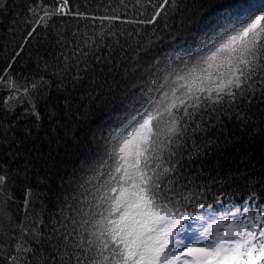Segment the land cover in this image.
Here are the masks:
<instances>
[{
    "label": "snow or ice",
    "instance_id": "6c2138e0",
    "mask_svg": "<svg viewBox=\"0 0 264 264\" xmlns=\"http://www.w3.org/2000/svg\"><path fill=\"white\" fill-rule=\"evenodd\" d=\"M79 8L75 0H31L26 7L31 20L24 21L31 27L25 42L42 28L55 34L56 44L68 42V21H76L71 32L75 51L82 55L75 76L68 67L49 63L42 67L52 68L54 80L16 73V56L0 69V91L7 92L0 108L12 114L22 109L11 125L0 127L16 128L31 120L23 128L26 138L47 119L54 130L49 135L59 144L72 130L70 123L87 124V151L76 169L79 178H72V194L54 193L58 210L47 222L40 213L29 226L23 221L13 225L9 239L15 244H0V255L8 264H264V197L251 191L257 184L264 188V183L249 178V195L237 202L221 190L234 178L231 173L213 179L216 192L195 175L186 182L181 175L186 161L213 147L211 139L197 144L195 132H206L218 109L221 115L229 109L231 118L238 100L251 104L257 90L264 96V0H193L191 5L186 0H120L104 8L110 12L106 15H97L99 4L91 11ZM81 21L93 25L90 36L87 31L81 36ZM125 24L134 31H126ZM146 26L153 28L147 37ZM89 53L95 63H89ZM36 59L39 64V55ZM122 64L128 65L123 77L129 81L123 89L115 79ZM53 82L67 95L62 103L53 99L42 110L40 100ZM98 106L104 110L101 117L89 123ZM237 116L245 122L252 119L239 110ZM61 129L63 136L55 131ZM35 154L44 156L39 149ZM32 167L27 159L22 171L0 165V221H11L9 182L13 176L26 178ZM43 167L39 179L46 184L56 173L47 160ZM209 194L213 203H207ZM39 195L25 186V216L36 212ZM214 204L220 205L219 211ZM194 230L190 241L181 235Z\"/></svg>",
    "mask_w": 264,
    "mask_h": 264
},
{
    "label": "trees",
    "instance_id": "16d2710c",
    "mask_svg": "<svg viewBox=\"0 0 264 264\" xmlns=\"http://www.w3.org/2000/svg\"><path fill=\"white\" fill-rule=\"evenodd\" d=\"M30 2L31 0H0V69L6 67L8 63H12L11 57L16 56L17 59L13 63V71L16 73L22 72L25 76L33 74L37 76L44 75L46 79L54 80L55 78L51 76L52 68L49 67L45 70L42 67L43 64L49 63L59 67H68L72 70V75L75 76L76 61L82 55L81 52L75 51L76 41L73 40L71 32V28L76 25V21L71 19L68 21V28L66 29L68 42H61L63 46L55 43L56 37L52 31L46 33L42 28L34 33L28 42H25L24 37L27 35V31L31 30L30 25L26 26L24 23V21L31 20V16L26 15V7ZM152 2L155 3V0H152ZM186 2L191 5L193 0H186ZM75 3L80 6V11H91L99 4L100 10L97 15H106L110 14V12L105 13L104 8L116 6L120 3V0H75ZM124 3L131 4L134 3V0H124ZM129 11L131 12V8H129ZM145 18L144 16L140 17V19ZM178 20L179 17L177 16L176 21ZM57 24L60 28H64L60 21H57ZM117 27L119 28L120 25L117 24ZM159 27H163V20H161ZM123 28L128 32L134 31L133 25L125 24ZM95 30L99 31V22L95 25ZM80 31L81 36L85 31L90 36L93 31V25L90 21H81ZM152 31V26H146L145 37ZM117 39L120 40L121 44L125 42L122 37H117ZM21 44L24 45L23 49L19 47ZM84 51H87V49H84ZM37 55L41 58L39 64L36 59ZM95 55H100V53L97 52ZM115 56L120 59L118 47L115 50ZM65 57L68 59L66 60ZM87 59L90 64L95 63L92 53L88 54ZM80 67H83V63H81ZM125 67H128V65L122 64L119 69L120 75L115 77L118 81V87L121 89L129 86V81L123 77ZM97 76L101 80L104 79V76L99 71H97ZM259 79L257 77V81ZM57 84L58 82H53L51 87L46 89L47 96L42 97L40 100V108L42 110L53 99L63 102L67 93L58 91ZM83 85L86 87L88 81L85 80ZM5 95H7V92L0 91V101ZM237 110L249 115L252 119L247 122L238 119ZM21 111L22 109L17 107L16 112L12 114L6 113L0 108V125H11ZM103 111L98 106L95 109V116L90 118L89 123L91 120L101 117ZM230 114L231 118H229V109L227 108L224 109L223 115L218 109L213 114V123H209L206 132L204 130L195 132L197 144L206 143L207 139H211L214 145L199 159L186 161L181 175L184 177V182L195 175L202 183L207 182L212 191L216 192V186L212 183L213 179L220 181L221 177L231 173L234 178L221 190L225 192L226 196H231L239 202L240 198L249 195V178L264 183V96H261L259 90H257L256 99L251 104L247 100H238ZM208 116L209 113L205 111L203 113L204 121L208 120ZM217 119L222 120V124H214ZM241 123H246L247 126L241 128ZM31 124L32 121L27 120L21 121L20 126L16 128L9 127L5 130L4 127H0V165L8 167L10 170L20 168L22 171V166L26 159L33 163V167L29 169L26 178L13 176L9 182V192L12 196L8 201L7 208L11 221H0V244H15V240L9 239L13 225H19L23 221L25 226H29V222L40 213H42V218L45 222L48 221L52 213L58 210L54 193L66 190L68 195L72 194V178L73 176L79 178V173L76 169L83 153L87 151L84 146L87 124L84 121L78 124L70 123L69 126L72 130L68 133V137L59 144L49 135L54 130H52L47 119L44 120L41 127H32V135L25 138L22 135L23 128L31 126ZM55 131H59L61 136L64 135L62 129ZM192 132L193 130L190 127L189 134H192ZM73 136H75V139L72 138ZM188 143L191 145L192 141L189 140ZM36 149H39L44 154L43 158H37ZM28 153H31V155H26ZM45 160H47L49 165H54L56 173L46 184L39 179L46 170L43 167ZM25 186L33 187L40 194L34 204L36 212L33 213L30 210L27 216H25L23 205ZM251 191H255L259 197H264V188H262L261 184H257ZM206 200L207 203H213L212 195L209 194ZM261 202L264 203V199ZM6 232L8 235H5ZM19 234V229L17 228L16 235L19 236ZM25 240H28L27 234H25ZM28 243L33 248L36 247L33 241L29 240ZM25 246L27 247V245ZM0 264H8L3 255H0Z\"/></svg>",
    "mask_w": 264,
    "mask_h": 264
},
{
    "label": "rangeland",
    "instance_id": "374dc122",
    "mask_svg": "<svg viewBox=\"0 0 264 264\" xmlns=\"http://www.w3.org/2000/svg\"><path fill=\"white\" fill-rule=\"evenodd\" d=\"M215 208H216V210L217 211H219L220 210V205L217 207V204H215V205H213ZM206 215L208 216V218L209 219H211L212 217H213V213H210V212H208V213H206ZM189 223H191V222H189ZM206 223V221H200V224H205ZM197 233L195 232V230L193 231V232H184V233H182L181 235L184 237V238H186L187 240H191V238L194 236V235H196Z\"/></svg>",
    "mask_w": 264,
    "mask_h": 264
},
{
    "label": "bare ground",
    "instance_id": "6f19581e",
    "mask_svg": "<svg viewBox=\"0 0 264 264\" xmlns=\"http://www.w3.org/2000/svg\"><path fill=\"white\" fill-rule=\"evenodd\" d=\"M219 205H217V207H218Z\"/></svg>",
    "mask_w": 264,
    "mask_h": 264
}]
</instances>
